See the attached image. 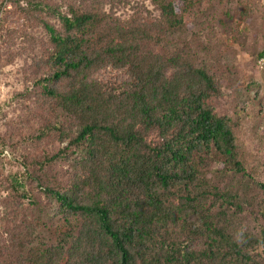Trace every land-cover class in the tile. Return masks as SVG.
<instances>
[{"label":"trees","instance_id":"1","mask_svg":"<svg viewBox=\"0 0 264 264\" xmlns=\"http://www.w3.org/2000/svg\"><path fill=\"white\" fill-rule=\"evenodd\" d=\"M166 1H154L158 19L123 22L99 0L0 2L48 37L34 84L59 116L35 138L57 143L47 162L75 164L65 179L39 165L56 240L27 249L14 234L5 264H264V179L211 106L216 78L171 39L184 22Z\"/></svg>","mask_w":264,"mask_h":264},{"label":"rangeland","instance_id":"2","mask_svg":"<svg viewBox=\"0 0 264 264\" xmlns=\"http://www.w3.org/2000/svg\"><path fill=\"white\" fill-rule=\"evenodd\" d=\"M99 1L107 16L122 22L132 16H160L156 0ZM174 6L184 25L171 39L188 42L194 66L208 69L216 78L220 96L211 106L231 120L246 171L264 179V68L255 65L263 48L264 0H176ZM5 14L0 13V264L11 259L7 248L14 234H26L27 249L54 244L62 217L57 205L43 197L35 177L42 171L37 172L39 165L42 174L56 179L68 178L75 166L62 160L47 162L57 143L52 137L35 138L40 126L59 116L52 103L41 101L34 84L48 37L41 26L19 17L9 20ZM220 168L214 163L210 170Z\"/></svg>","mask_w":264,"mask_h":264},{"label":"built area","instance_id":"3","mask_svg":"<svg viewBox=\"0 0 264 264\" xmlns=\"http://www.w3.org/2000/svg\"><path fill=\"white\" fill-rule=\"evenodd\" d=\"M263 40H264V37H263ZM255 65L259 69L264 68V49H263V54L256 59ZM4 153H6V152L4 151Z\"/></svg>","mask_w":264,"mask_h":264}]
</instances>
